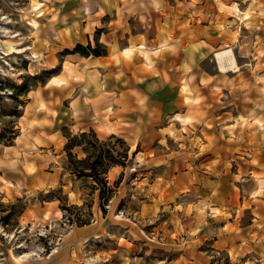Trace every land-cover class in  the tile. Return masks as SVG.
Masks as SVG:
<instances>
[{
  "label": "crops",
  "instance_id": "0c3cea01",
  "mask_svg": "<svg viewBox=\"0 0 264 264\" xmlns=\"http://www.w3.org/2000/svg\"><path fill=\"white\" fill-rule=\"evenodd\" d=\"M187 1L191 36L182 40L150 34L143 6L132 19L131 0L59 4L46 23L43 56L35 55L50 75L29 91L24 115L71 134L117 135L135 160H148L155 144L172 139L177 156L157 164L163 167L155 182L169 183L179 197L185 227L222 217L225 229L213 246L235 250L242 264H264V66L256 71L264 62L257 54L264 46V0ZM97 41L105 45L102 54L72 51ZM63 73L67 80L56 82Z\"/></svg>",
  "mask_w": 264,
  "mask_h": 264
},
{
  "label": "rangeland",
  "instance_id": "374dc122",
  "mask_svg": "<svg viewBox=\"0 0 264 264\" xmlns=\"http://www.w3.org/2000/svg\"><path fill=\"white\" fill-rule=\"evenodd\" d=\"M63 2L0 0V264H242L243 257H237L235 250L229 253L213 246L225 229L222 217H207L187 229L179 197L174 199L169 183L155 182L163 167L157 164L177 156L172 139L155 144L148 160L147 155L135 160L129 154L125 165L116 164L124 171L104 175L112 180L108 183L112 192H107L92 177L75 172L79 163L70 160L68 147L75 159L102 160L105 168L111 163L110 155L121 161L126 149L123 140L102 139L93 132L71 134L59 124L27 121L28 93L41 89L50 75L35 55L43 56L46 23L57 17L49 18ZM131 2L137 8L131 11L132 19L143 6V18L149 19L145 27L156 38L191 36L184 26L187 0ZM173 18L179 20L178 26L171 22ZM133 25L139 27L137 22ZM257 39L261 41V36ZM257 54L263 57V45ZM256 66L257 71L264 62ZM180 141L184 146L185 141ZM163 151L170 155H157ZM101 193L106 195L104 209ZM22 205L24 211L16 215ZM259 237L264 245V236Z\"/></svg>",
  "mask_w": 264,
  "mask_h": 264
},
{
  "label": "trees",
  "instance_id": "16d2710c",
  "mask_svg": "<svg viewBox=\"0 0 264 264\" xmlns=\"http://www.w3.org/2000/svg\"><path fill=\"white\" fill-rule=\"evenodd\" d=\"M65 51H71L70 49H66ZM72 51H79L83 54H95V55H98V54H102L106 51V48H105V45L100 43V42H96V45L95 46H92L91 43L87 44V45H83V44H80L78 43ZM89 132H93L95 135H96V132L94 130H90V131H84V132H81L79 135H87V133ZM110 137H118L120 138L121 140H123L121 137L117 136V135H112ZM123 142L125 143V141L123 140ZM82 144L81 142H77L76 145H80ZM126 144V143H125ZM71 146L69 145L68 147V154H69V157H70V160L75 162V163H79V166L77 168V170H75V172L78 174V175H81V176H90L92 177L97 184H100L102 189L106 190L107 192H112V188L108 185V181H107V178L104 176L109 168L113 165H116V164H122V165H125V160L126 159H129V148L128 146L126 145V149L124 151V153L120 154V160H118L116 158V156L114 155H110L109 156V159L111 161V163H109L105 168L101 167V165L103 164V161L101 160V162L99 160H91L90 162V157H86L84 159H75L72 155V152H71ZM86 163L85 165H82L83 163ZM94 187L97 188V185L94 184ZM105 196L103 193L100 194V198L102 199V207L104 209V202L103 200L105 199ZM20 200V199H19ZM12 207H15V204H12ZM24 208H25V205H22L21 209L17 212L16 215H20L23 211H24ZM8 216L10 214H7ZM84 223H87V222H83Z\"/></svg>",
  "mask_w": 264,
  "mask_h": 264
},
{
  "label": "bare ground",
  "instance_id": "6f19581e",
  "mask_svg": "<svg viewBox=\"0 0 264 264\" xmlns=\"http://www.w3.org/2000/svg\"><path fill=\"white\" fill-rule=\"evenodd\" d=\"M7 41H8V40H7ZM8 42H9V44H11V46H12V44H13L12 41L9 40ZM220 52H221V51H220ZM227 52H229V51H227ZM227 52H226V53H227ZM225 55H226V54H225ZM228 55H230V53H229ZM223 56H224V53H223ZM223 56H222V58H223ZM231 57H232V56H231ZM219 58H220V56H219ZM222 58H221V59H222ZM232 58H233V57H232ZM223 59L225 60V58H223ZM223 59H222V60H223ZM229 59H230V57H229ZM229 59H228V61H229ZM222 60H220V61H222ZM220 65H221V63H220ZM222 65H223V64H222ZM66 72H67V71H66ZM71 72H72V71H71ZM63 74H64V73H63ZM67 76H68V75L64 74V75L61 76V79H62V80H67ZM55 78H56V77H55ZM103 124H104V123H103ZM101 128H102V127H101ZM102 131H103V130H102Z\"/></svg>",
  "mask_w": 264,
  "mask_h": 264
}]
</instances>
